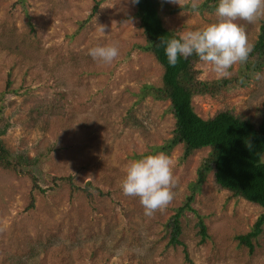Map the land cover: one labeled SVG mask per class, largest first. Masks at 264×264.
I'll list each match as a JSON object with an SVG mask.
<instances>
[{"label":"rangeland","instance_id":"374dc122","mask_svg":"<svg viewBox=\"0 0 264 264\" xmlns=\"http://www.w3.org/2000/svg\"><path fill=\"white\" fill-rule=\"evenodd\" d=\"M161 1L175 9L160 12L175 35L217 20L213 1L200 0L195 11L192 0ZM135 11L130 0H0V143L23 171L0 167V264H264V226L252 253L235 240L262 210L218 189L212 173L193 211L179 217L182 244L168 245L166 224L190 194L208 149L183 158L178 145L167 154L173 199L151 216L138 197L121 191L128 163L161 153L156 148L171 138L175 122L167 100L144 95L145 86L161 84L162 68L139 49L145 38ZM263 19L236 22L254 43ZM103 43L120 50L108 65L88 55ZM195 69L202 81L221 79L202 61ZM238 70L239 63L228 78ZM245 83L194 96V112L255 118L264 112V66Z\"/></svg>","mask_w":264,"mask_h":264},{"label":"trees","instance_id":"16d2710c","mask_svg":"<svg viewBox=\"0 0 264 264\" xmlns=\"http://www.w3.org/2000/svg\"><path fill=\"white\" fill-rule=\"evenodd\" d=\"M210 1L214 2V6L210 7L209 11L215 10L217 0ZM18 3L20 4V1ZM134 5L135 17L145 38V44L139 49L152 54L162 68L161 84L145 86L144 95L156 100H167L169 111L175 121L171 138L156 150L167 155L174 147L181 145L184 149L183 158H186L194 151L208 149V155L198 171V179L191 185L190 194L166 224V231L169 234L168 245L182 244L179 240L181 234L179 217L184 210L193 211L190 205L194 196L205 176L212 173L218 189L229 192L233 198L255 204L262 210L251 230L235 237L240 246L246 247L248 253H252V242L261 234L264 226V162L261 160L264 153V112L255 118H249L237 116L229 110H221L209 119H202L194 112L191 100L196 95L214 96L221 89L234 86L237 82L245 85V80L264 66V19L253 43V50L247 61L239 64L236 76L230 79L202 81L195 69L196 63L200 62L195 54L187 59L178 58L175 66H169L163 46L160 45V37L167 39L175 35L163 26L160 12L167 9V13L172 14L175 9L169 8L161 0H139ZM95 9L96 6L93 11ZM23 11L26 12V9ZM5 43L6 47L11 49L12 42L7 40ZM249 144L252 145L251 148L248 147ZM11 161L0 143V167L23 173L22 164L13 161L12 157ZM27 173L31 175V170ZM30 177L33 188L39 190L37 178L33 175ZM64 179L70 181L68 178ZM83 191L89 198L92 196L88 190ZM32 206L31 199L29 208ZM196 226L203 242L207 234L201 216L197 217Z\"/></svg>","mask_w":264,"mask_h":264},{"label":"clouds","instance_id":"9594fccd","mask_svg":"<svg viewBox=\"0 0 264 264\" xmlns=\"http://www.w3.org/2000/svg\"><path fill=\"white\" fill-rule=\"evenodd\" d=\"M130 2L136 4L139 0ZM199 5L200 0H192L190 6L195 11ZM215 15L217 20L202 29L182 31L167 39L160 37L169 66H175L178 58L187 59L195 54L218 78H228L233 65L247 61L254 45L243 25L236 21L253 23L264 18V0H217ZM100 30L104 31L103 26ZM119 51L117 44L103 43L89 48L88 55L97 63L108 65ZM261 75L257 73L256 78L260 79ZM174 184L170 158L164 153H154L131 160L120 187L124 195L138 197L144 214L151 216L173 199L171 187Z\"/></svg>","mask_w":264,"mask_h":264}]
</instances>
